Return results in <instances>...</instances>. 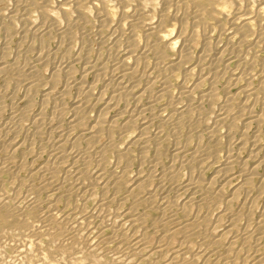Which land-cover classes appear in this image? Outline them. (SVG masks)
I'll list each match as a JSON object with an SVG mask.
<instances>
[{
  "label": "bare ground",
  "instance_id": "1",
  "mask_svg": "<svg viewBox=\"0 0 264 264\" xmlns=\"http://www.w3.org/2000/svg\"><path fill=\"white\" fill-rule=\"evenodd\" d=\"M34 2L28 0L25 8H33L36 5ZM52 2L54 0H44L42 6L34 8L38 10L42 23L29 34L32 38L36 36L33 40L38 47V64L52 68L51 78L45 82L49 88L42 94L41 111L32 117L36 131L31 138L21 139L23 120L34 106L35 92L43 84V77H39L40 72L37 70V73L33 66L34 69L29 70L31 76L27 83L29 91L25 107L20 110L19 116L15 114L0 126L4 157L0 176L13 170L17 176L22 170L32 169L34 177L41 175L53 184L63 172L62 183L72 181L67 190L62 183L58 185L59 189H64L66 199L73 191L79 192L81 199L97 192L101 197L92 214L85 215L84 209L83 214L79 212L78 216H74V213L67 214L68 211L56 212V202L41 210L39 190L33 185L29 188L25 181L12 197L0 190V208L17 214L20 222L8 236L11 243L6 244L16 252L8 257L1 252L0 264H48L46 254L35 261L27 258L40 249L50 255V250H55L56 260L59 263L65 261V264H146L150 255H160L153 264H264V209L255 216L258 213L257 201L262 199L263 203L264 200V145L259 143L264 139V62L257 67L256 55H252L254 49L248 53L242 49L250 43L254 34H257L256 41L264 47V0H59L53 13L48 9ZM72 9L81 13L75 23L68 17ZM88 9L97 14L100 24L97 30L100 33L110 31L116 35L112 51L124 41L125 46L121 58H116L117 62L112 66L99 61H86L82 75L77 77L70 57L53 65L45 39L57 29L56 23L63 15L60 20H65L64 29L58 32V39L62 43L65 38L72 41L73 32L87 18ZM22 17L23 25L30 20L27 14ZM152 17H156V22L146 21ZM1 27L11 34L14 26L5 24L0 26V31L3 30ZM138 29L143 30V43L136 37ZM24 34L23 41L27 36V33ZM225 36L227 42L222 40ZM260 49L263 50L261 46ZM171 54H175L176 59H171ZM75 60H81L80 56ZM20 65V62L6 64L4 61L0 64V79H14L17 75L15 79L18 81L26 76ZM233 65L237 68L233 69ZM90 71L94 72L91 84L86 82ZM178 73L184 79L178 86L179 97L173 98L170 83ZM62 74L66 80L64 90L59 92L56 85ZM192 77L195 80L193 87L189 88L185 82ZM255 80L259 83L255 84ZM6 87L0 91V97L8 90L9 86ZM72 87H76L78 96L72 101L70 109L61 102L55 105L50 117L45 116V107L52 97L65 101L63 99ZM194 93H199V96L196 98ZM161 98L167 100L164 108L170 110L168 116L155 112ZM180 100L187 101L186 105L178 106ZM146 101L148 105L144 107L143 102ZM256 105L260 107L258 110ZM5 108L1 105L0 115ZM90 111L96 112L92 121ZM67 112L70 119L68 128L64 130L61 122ZM176 116L177 122L173 120ZM172 120L174 124L169 131L175 154L170 159V166H162L164 169L160 168L158 173L160 165H163V153L157 140L162 139L164 127ZM154 121L158 129L152 138L148 131ZM55 122L59 126L51 129ZM44 126L50 130L51 137H48L53 140L49 145L53 146V152L36 168L28 163L27 156L40 158L43 150L36 152L33 145ZM197 128L202 134L195 136L193 148L190 149L186 142L180 143L179 137L184 129L190 142ZM252 129H255L253 135L250 134ZM74 131L77 132L75 135ZM131 132L135 135L128 143L125 139ZM223 136L226 153L221 160L219 153L223 147ZM118 137L128 145L119 146ZM84 141L87 145L85 149L81 148ZM151 142L155 154L149 159ZM97 143L100 150L93 153L92 147ZM134 148L139 150L137 163L149 165L147 173L142 167L132 176L129 174ZM109 152L115 155L116 162L112 163L121 167L120 171L113 170L115 168L108 170L106 155ZM133 153L136 154L135 151ZM243 153L247 155L243 156ZM219 160L222 161L220 165H212ZM206 165L209 168L217 166L210 179L203 177ZM95 166L97 170H94ZM182 169H187L189 173L182 190L192 194L178 202L165 194V187L178 185ZM238 177L241 181L229 189ZM21 187L25 189L24 196L20 193ZM111 190L114 192L109 195ZM252 190L257 195H252ZM125 202H130V207L121 213L118 208ZM110 206H115V211H118L110 212ZM141 206L159 212V218L151 221V225L154 231L162 233V238L149 232L147 225L151 215L147 218L146 213L137 211ZM215 209L220 211L213 216ZM171 210L174 212L172 216L168 214ZM31 211L42 217L40 223H32ZM105 230L112 231L114 237L110 240L118 245L114 251L110 250L109 240L103 236ZM195 239L200 241V246L196 247ZM105 251L107 255L103 254Z\"/></svg>",
  "mask_w": 264,
  "mask_h": 264
},
{
  "label": "rangeland",
  "instance_id": "2",
  "mask_svg": "<svg viewBox=\"0 0 264 264\" xmlns=\"http://www.w3.org/2000/svg\"><path fill=\"white\" fill-rule=\"evenodd\" d=\"M22 1V2H20ZM28 0H0V26H5V24H12L14 27H13V30L11 31V34L6 32V30H4L3 27V30L0 31V64H2L4 61L6 62V64H11L12 62L14 63L15 62H20L21 65L20 67L22 68V73L23 75H26V76H22V78H19V80L17 81V75H14L15 78L13 79L12 77H10L9 79L3 77L0 79V91H4L7 87V85L9 86L8 87V90L6 91V93H4V96L0 97V98H3V99H0V107L1 105L3 106H6L4 112L0 115V126H3L6 122H8V120L11 118V117H14L15 114H17V116H19L20 114V110H22L24 107H25V99H26V95L29 91V88H28V85L27 83L29 82V77L31 75L29 70L31 69H34V67L36 68V72L38 70V73L40 76V78H42L41 80L43 81V84L41 85V87H39V89L37 90V92H35L34 96H33V103H34V106L33 108L30 110V112L28 113V116L25 117V119L23 120V131L21 132L20 134V138L21 139H26V137H32L33 136V132L36 131L35 129V126L33 125V121H32V117H35L40 111H41V108L43 106V103L42 102V94L45 90H47L49 87L45 84L46 81H48L50 78H51V74H52V68L51 67H43L41 66L40 64H38L39 62L37 61V57H36V52H38V47H36V45H34V42L35 40H33L34 38H36L35 35H33V38L31 35H29L31 33V31L33 30V28H36L38 26L41 25L42 23V19L40 18L39 16V12L37 9H34L35 7H40L43 5V1L42 0H34L35 2V6L33 8H25L27 5ZM56 1V2H55ZM57 1L59 0H54V2H52L49 6V10L52 12H54L56 9H55V6L54 5H58ZM61 1V0H60ZM19 3V4H18ZM55 3V4H54ZM52 5V6H51ZM160 5V4H159ZM19 7V8H18ZM161 7V6H160ZM18 8V9H17ZM19 10V11H17ZM32 11V12H31ZM18 12V13H17ZM23 12V13H22ZM50 12V13H51ZM52 12V13H53ZM92 10L88 9L87 10V18H85L83 20V22H81V25L77 26V28L74 30L73 32V40L70 41V39L68 38H65V40L63 41V43L58 39V32L62 31L64 29V24H65V20L62 22L61 20L63 19V15L60 16V19H59V22H57V29L54 30V32L52 33V35H50L49 37H47L45 40H47L45 43H47L46 45L49 46V51L51 52L50 53V58H51V62L53 63V65H56L59 63V61H62V59H66V57H70L69 60H73V65H74V70L75 73H76V76L79 77L80 75H82V72H83V68H84V63L86 61H90V62H101L103 64H107L108 66H112V63H115L117 60H119L121 58V53H122V50L124 48V44H125V41L122 42V44H119V47H114L115 49H113L112 51V48H113V44L114 42L116 41V35L115 34H111L110 31H106V32H101L100 33V30H97L98 27H100V24L98 25V21H97V14H95L94 12H92ZM24 14H27L28 16V19H30L26 24L23 25V17L22 15ZM81 16V13L75 11V9H72L69 11V20L72 21V23L76 22ZM154 18V19H153ZM148 20H146L147 22H149V20H151V22H156V17H152L151 18H147ZM153 20V21H152ZM155 20V21H154ZM115 23H113L114 25ZM27 25V26H26ZM28 27V28H27ZM60 27V28H59ZM100 29V28H99ZM97 30V31H96ZM27 31V32H26ZM99 31V32H98ZM27 33V36L25 38V40L23 41L22 39V36L24 33ZM136 37H138V40L140 43H143L144 42V37H143V30L141 29H138L136 31ZM8 33V34H7ZM25 33V34H26ZM89 33V34H88ZM5 34V35H4ZM24 34V35H25ZM76 34V35H75ZM104 34V35H103ZM7 35V36H6ZM29 35V37H28ZM75 35V36H74ZM83 35V36H82ZM113 36V37H112ZM99 37V38H98ZM102 37V38H101ZM257 34H254L251 36V40H250V43L243 46L242 49L245 53H248V52H251L253 49L254 51H252V55L255 56V59H256V65L257 67H261L262 63L264 62V47H263V44L262 43H258L256 40H257ZM10 38V39H9ZM31 38V39H30ZM81 38V39H80ZM105 38V39H104ZM116 38V39H115ZM125 38V37H124ZM256 38V39H255ZM7 40V41H6ZM70 42H69V41ZM105 40V41H104ZM224 42H227V37H223L222 39ZM32 41V42H31ZM68 41V42H67ZM89 41V42H88ZM257 43H255V42ZM31 42V43H30ZM234 42H237V40H234ZM253 42V44H251ZM9 43V44H7ZM84 43V44H83ZM7 44V45H6ZM34 47H32L33 45ZM259 44V45H258ZM22 45V46H21ZM32 45V46H31ZM123 45V46H122ZM6 46V47H5ZM72 46V47H71ZM83 46V47H82ZM250 46V47H249ZM254 46V47H253ZM260 46L261 48L263 49L261 51L260 49ZM10 47V48H9ZM30 47V48H28ZM248 47V48H247ZM8 48V49H7ZM25 48V49H24ZM250 48V49H249ZM37 49V50H36ZM119 49V50H118ZM20 50V52H19ZM116 50V51H115ZM118 50V51H117ZM5 51V52H4ZM25 51V52H24ZM35 51V52H34ZM86 51V52H85ZM90 51V52H89ZM111 51V52H110ZM258 54H257V52ZM109 52V54H108ZM119 55H117L118 53ZM172 52V51H170ZM255 52V53H254ZM4 53V54H3ZM87 53V54H86ZM117 53V54H116ZM173 53V52H172ZM254 53V54H253ZM18 54V55H17ZM171 59H176V56L175 54H171ZM258 55V56H257ZM19 56V57H18ZM78 56V57H77ZM81 58V60H75L76 58ZM98 56V57H97ZM5 57V58H4ZM18 57V58H17ZM24 57V58H23ZM87 57V58H86ZM91 57V58H90ZM104 57V58H103ZM17 58V59H15ZM26 58V59H25ZM75 58V59H74ZM55 59V60H54ZM263 59V61H262ZM20 60V61H18ZM96 60V61H95ZM36 61V62H35ZM76 61V62H75ZM83 62V63H82ZM27 63V64H26ZM150 64L152 65L153 62L152 60H150ZM27 65V66H26ZM29 65V66H28ZM38 65V66H37ZM34 66V67H33ZM25 67V68H24ZM236 65H233V69H235ZM76 68V69H75ZM26 69V70H25ZM27 72L24 74V72ZM42 73V74H41ZM13 76V77H14ZM94 76V72L90 71L87 75H86V82L91 84L94 80L93 78ZM6 79V80H5ZM31 79V78H30ZM183 76L181 77V74L178 73L177 74V77H175L174 79L171 80V94H173V98H177L179 97V91H180V86L181 83L183 82ZM65 80H66V76L64 74H62L61 76V79L59 81V83L56 85V90L61 92L64 90V85H65ZM188 80V81H187ZM186 80V86L188 85L189 88H192L193 87V82H194V77L190 78V79H187ZM8 82L6 84V82ZM12 81V82H10ZM27 81V82H26ZM64 82V83H63ZM86 83V84H87ZM224 81L221 80V84H223ZM259 81H256L255 80V84H258ZM10 84V85H9ZM18 84V85H17ZM45 84V85H44ZM143 84V83H141ZM190 84V85H189ZM4 85V86H3ZM43 86V87H42ZM187 86V87H188ZM5 87V88H4ZM71 87V86H70ZM143 87V86H142ZM159 85L157 87V91H159ZM17 91H15V90ZM41 90V91H40ZM71 91V92H70ZM156 91V92H157ZM41 92V93H40ZM69 94H67V96L63 99L65 101H61L59 100V98L57 96H54L52 97L53 99H51V101L49 102L48 106L45 107V116L47 117H50V115H52V110L54 109L55 105H59L62 104L61 102H64L65 104L64 107H66L67 109L69 108L70 109V106L72 105V101L76 98V96H78V91L76 90V87H72L69 89ZM178 92V93H177ZM175 94V95H174ZM199 93H194L193 96H199L198 95ZM177 95V96H176ZM10 96V97H9ZM195 98V99H196ZM221 98V97H220ZM147 99V97H146ZM146 99H143V100H146ZM14 101V103H13ZM166 99H162L159 100L158 102V105L156 107V110L155 112L159 115H164V116H168V114H170V110L169 109H165L164 107L166 106ZM181 102L178 103V106H183V105H186L185 103H187V101H183V100H180ZM197 101V100H195ZM3 102V103H2ZM148 101L146 102H143V106H147ZM184 102V103H183ZM10 103V104H9ZM164 103V104H163ZM25 104V105H24ZM145 104V105H144ZM17 105V106H16ZM69 106V107H68ZM162 106V107H161ZM162 108V109H160ZM259 105H256L255 109H259ZM159 109V110H158ZM163 110V111H162ZM54 111V110H53ZM167 115H166V113ZM92 112V113H91ZM161 112V113H159ZM68 114V115H67ZM67 114L64 115V120L61 122V125H62V128L64 129H67L68 128V120L70 119L69 116H70V113L67 112ZM148 114V113H146ZM96 116V112L94 111H90L89 112V118H90V121H92L95 116ZM149 115V114H148ZM16 116V115H15ZM91 116V117H90ZM29 117V118H28ZM92 118V119H91ZM178 116H176L173 120L175 122H177ZM176 119V120H175ZM171 121L169 123V125L165 126V130L164 131V135L163 136H166V137H163L162 136V139L160 140H157V142L159 141L160 143V147L162 149V158H161V163L163 165H160L159 169H158V173L161 171L160 168L162 169L164 166L166 168V166H170V163H171V158L174 156L175 154V147H174V143L172 142L173 139H171L172 137L170 136V131H169V128L172 129V125L174 124V121ZM65 121V122H64ZM27 124V125H26ZM26 125V126H25ZM54 126V127H53ZM59 124L57 122L53 123V125L51 126V129L52 128H56L58 127ZM65 126V127H63ZM170 126V127H169ZM47 126H44V128L42 127L41 128V133L40 132V135H39V139L35 140V145H33V148L34 150L37 152V151H41L42 153L40 154V158H37L35 159L33 155H30L29 157L27 156V161L30 165L34 166V167H38L40 166L41 164H43L45 161H47L48 157H49V154H51L53 152V146L52 145H49L51 144L50 141L53 140L52 138L49 140V137H51L49 134L48 131L50 130H47L46 128ZM67 127V128H66ZM163 128V129H164ZM26 129V130H25ZM64 129V130H65ZM157 129H158V124L157 122H153V124H151L149 126V131L150 132V136L152 138L155 137V134L157 133ZM197 130V132H196ZM194 133H193V136L191 138V140H189L190 142L187 141V131L186 129H184V132L181 134V136L179 137V140H180V143L181 144H185L188 143L189 145V148H193L194 147V143L196 142V135L198 134H202V131L200 130V128H197ZM253 130V131H252ZM251 130V135H253V133L255 132V129H252ZM29 131V132H28ZM46 132V133H45ZM169 132V133H168ZM201 132V133H200ZM75 133H77L76 131L73 132V134L75 135ZM135 132H131V133H128V137L126 136L127 139H125L128 143L129 141L131 140L130 137H133L135 134ZM168 133V134H167ZM197 133V134H196ZM133 134V135H132ZM49 135V137H48ZM153 135V136H152ZM125 136L123 138H125ZM28 137V138H29ZM30 137V138H31ZM48 138V139H47ZM56 138V137H55ZM123 138L120 140L119 137L117 138V144L119 146H122V147H125L126 144L128 145V143L123 140ZM170 138V139H169ZM47 139V140H46ZM224 136L223 138L221 139V145L223 147H221L220 149V153H219V157L220 159L222 160V158L224 157L225 155V151H226V139L224 140ZM40 140V141H39ZM49 140V141H48ZM163 140V141H162ZM119 141V143H118ZM121 141V143H120ZM153 143L154 140H152ZM194 141V142H193ZM49 142V143H48ZM124 143V144H122ZM152 142L149 144V147H150V151H149V159H152L154 154H155V150H154V144ZM260 144H263L264 145V139H261V141L259 142ZM122 144V145H121ZM153 146H152V145ZM125 145V146H124ZM99 146L100 144L97 143L96 145H93L92 147V152L95 153V152H98L97 150H100L99 149ZM45 147V148H44ZM87 145L85 143V141L81 144V148H86ZM97 147V148H96ZM83 149V150H84ZM96 150V151H95ZM135 151V153L137 154H134L132 151L131 152V159H132V162L131 164L133 163V166L129 169V174L132 176L133 174H135L139 169H142L143 167V172L145 170L144 173H147L148 172V169H149V165L148 164H144L143 165H140V163L138 161V157H139V150H137V148H134L133 149ZM137 150V152H136ZM152 150V151H151ZM95 151V152H94ZM22 153V152H21ZM20 153V156L22 155ZM154 153V154H153ZM247 154L246 153H243V156H246ZM133 156H136V157H133ZM152 156V157H151ZM33 158V159H32ZM33 160H35L36 162L33 163ZM39 160V161H38ZM106 160H107V163L109 162H116V157L113 153L109 152L107 155H106ZM221 160H219L218 162H215V163H212V165H220L221 164ZM31 162L33 164H31ZM170 162V163H169ZM3 163H4V157L2 155V152H1V145H0V169H2L3 167ZM108 163V170H117V171H120L121 170V167H116V165L114 163ZM167 163V165H166ZM141 166H139V165ZM110 165V166H109ZM209 165V164H208ZM205 166V169L204 168V173H203V177H206L208 179L211 178V176L214 175V171L216 169L217 166H211L209 168V166ZM94 170H97L98 167L95 166L93 167ZM118 168V169H117ZM148 168V169H147ZM213 168V169H212ZM215 168V169H214ZM164 169V168H163ZM162 169V170H163ZM132 170V172H131ZM237 168L235 169V172H237ZM136 171V172H135ZM187 171V173H186ZM182 173V174H181ZM184 173V174H183ZM19 174V175H18ZM17 176H16V172L13 170V171H6L5 174L1 175L0 176V190L7 196H10L12 197L13 195L17 194V192L19 191V186L22 184V182H27L28 183V186L29 188H31V186L33 185L34 187H36L37 191L39 190V198H40V204H41V210H46L45 207L47 208L48 206H50L52 203L56 202L54 205V209H56V212H60V213H68L70 215V213H72L71 215H73L74 213V216H78L79 215V212L80 214L85 211L84 209H86V212H84V214L88 215L89 213L92 214V212L96 209L97 207V203H99V199H100V193L98 194L95 193L93 194V196L91 197H83L81 199V194L77 191H73L72 193H70V195L68 194L67 196V199L65 198L66 195L64 193V189H69L70 188V185L72 183V181H67V182H63L62 180V177L64 176V173L63 172H60L59 175L60 177L57 178L56 181H54L53 184H51V182H49L46 178H44L43 176L41 175H38V177H34L33 176V170L32 169H25V170H22L20 173H18ZM187 175V176H184V175ZM183 175V176H181ZM207 175V176H206ZM188 176H189V173H188V170L187 169H182L181 172H180V180L178 181L179 183H177L178 185L176 186H171L170 185H167L165 187V194H168L167 196L170 197V199L173 198V200H177L178 202H181L183 200H185V198L187 199L192 193L185 189L182 190V188L184 187V184L187 182V179H188ZM185 180H183V178ZM182 180V182H181ZM257 181H255V183L257 182V184H255V187H257L259 184H258V179H256ZM241 181V179L239 180V177L238 178H235L234 181L231 183V185L228 187L229 189H231L232 187L238 185V183ZM181 182V183H180ZM238 182V183H237ZM62 183L64 189H59L60 187L58 185H60ZM234 183V184H233ZM180 184V185H179ZM236 184V185H235ZM3 185V186H2ZM182 185V186H181ZM234 185V186H232ZM178 186V187H177ZM177 187V188H176ZM22 188V187H21ZM227 188V190H229ZM171 189V190H170ZM173 189V190H172ZM177 189V190H176ZM180 189V190H179ZM168 190V191H167ZM22 192H20L22 195L24 194L25 192V189L22 188L21 189ZM24 191V192H23ZM170 191V192H169ZM173 191V193H172ZM174 191H177V192H174ZM180 191V192H179ZM183 191V192H181ZM114 192V190H111L109 192V195H112V193ZM167 192V193H166ZM186 192V193H185ZM255 192V193H254ZM8 193V194H7ZM27 193V192H26ZM25 193V194H26ZM184 193V194H183ZM170 194V196H169ZM178 194V195H177ZM180 194V196H179ZM189 194V195H188ZM252 195H257L256 194V191L252 190L251 192ZM64 195V196H63ZM96 196V199L94 200L93 197L95 198ZM24 196V195H23ZM70 196V197H69ZM123 196V195H122ZM182 197V198H181ZM70 198V199H69ZM90 198L92 199V201L90 200ZM180 198V199H179ZM84 199V200H83ZM87 199V200H86ZM262 199L258 200L257 201V205L256 206V211H258V213L256 212V215L255 216H258L259 215V212L262 211L264 209V206H262L264 204V200H263V203L261 201ZM59 201V203H58ZM261 201V202H260ZM86 206H83V204ZM97 202V203H96ZM81 205H80V204ZM126 203V204H125ZM120 208H118V210L122 213V212H125L126 210H128V208L130 207V202H125ZM129 203V204H128ZM44 204V205H43ZM128 204V206H127ZM47 205V206H46ZM81 208H80V206ZM45 206V207H44ZM127 206V207H126ZM263 208H262V207ZM112 210H111V209ZM109 208V211L112 212L114 210V212L118 211L116 209L115 206H110ZM261 208V209H260ZM59 209V210H58ZM79 209V210H78ZM143 206L141 207H138V210L140 213L142 214H145L146 217L148 218L149 215H151L148 219L149 221V224L147 225L148 226V230L149 232L153 233L155 236H157L158 238H162V233L161 232H157V231H154L152 225H151V221H155L157 218H159V212L152 208H149V209H145ZM58 210V211H57ZM76 211V212H72V211ZM84 210V211H83ZM144 210V211H143ZM154 210V211H153ZM66 211V212H65ZM220 209H215L214 210V215L215 216L217 214V212H219ZM95 213V212H94ZM148 213V214H147ZM173 211H169L168 214L170 216L173 215ZM30 214H32V223L33 224H38L42 221V217L36 212V211H31ZM89 214V215H90ZM181 217V216H179ZM151 219V220H150ZM18 224H20L19 222V217L17 214L15 213H12L11 211H9L8 209H3V208H0V253L3 254V256H11L12 254H14L13 252L16 250L15 249H11L10 246H6V244L8 245V243L11 241L9 240L8 236L13 232V228L18 226ZM153 229V230H152ZM105 233V234H104ZM103 236L104 238L108 241L107 243H109V247H110V250L112 249L114 251V249H116L118 247L117 243L115 244L114 242H112L111 240L113 239V235H112V231H108V230H105L103 232ZM7 238H8V241H7ZM111 239V240H110ZM195 245L196 247L197 246H200V241L198 239H195ZM7 242V243H6ZM113 243H114V246H113ZM110 245H112L113 247H111ZM3 246V247H2ZM48 247H50V245H48ZM3 248V249H2ZM57 250V249H56ZM6 252V254H5ZM51 252V255L49 253H43V251L40 249V250H37V251H33L32 253H30V255L27 257L30 261H35L37 259L40 258V256H46V261L48 264H65V261H61L60 263L56 260L57 258V254L55 253L56 251L55 250H50ZM43 253V255H41ZM11 254V255H10ZM46 254V255H44ZM103 254L107 255L108 253L105 251L103 252ZM34 256V257H33ZM48 256H50L48 258ZM48 258V259H47ZM160 258V255H150V257H148L147 261H146V264H153L154 261H156L157 259Z\"/></svg>",
  "mask_w": 264,
  "mask_h": 264
}]
</instances>
